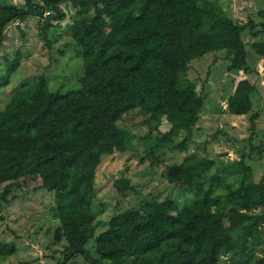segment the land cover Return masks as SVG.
<instances>
[{
    "label": "trees",
    "instance_id": "trees-1",
    "mask_svg": "<svg viewBox=\"0 0 264 264\" xmlns=\"http://www.w3.org/2000/svg\"><path fill=\"white\" fill-rule=\"evenodd\" d=\"M62 2L77 10L72 37L84 58L80 87L52 91L41 76L0 110V186L39 181L54 192L62 224L56 241L67 242L56 264L78 255L90 264H219L225 256L228 264H264V256L251 249L264 244V179L250 181L246 155L230 164L237 168L233 182L216 160L188 153L166 175L182 201L171 195L147 201L113 216L103 231L94 208L103 156L129 149L123 116L134 110L151 115L160 144L189 152L205 98L196 85H184L182 76L192 61L220 50L228 53L231 71L251 74L243 34L251 28L258 36L254 21L237 23L212 0H26L24 8L0 3V47L17 19L50 12L48 21L62 20ZM252 46L264 56L263 42ZM19 64L8 60L0 89ZM256 91L249 79L240 81L229 99L230 114H250ZM258 118L251 115V141ZM164 121L171 125L166 131ZM253 150L264 153L261 147ZM152 157L161 162L160 155ZM115 185L132 188L126 178ZM90 241L97 256L88 249ZM17 249L14 240L0 241L1 256Z\"/></svg>",
    "mask_w": 264,
    "mask_h": 264
},
{
    "label": "rangeland",
    "instance_id": "rangeland-1",
    "mask_svg": "<svg viewBox=\"0 0 264 264\" xmlns=\"http://www.w3.org/2000/svg\"><path fill=\"white\" fill-rule=\"evenodd\" d=\"M212 1L222 4L237 23L245 25L254 21V31L260 32L258 36L253 35L251 28L243 34L252 72L231 71L228 53L223 50L210 52L191 62L182 81L184 85H196L198 93L205 98V105L189 141V152L160 144L153 136L157 121L152 120L151 115L134 110L123 116L120 125L130 131L129 149L103 156L96 172L99 192L94 208L99 231L106 229L113 216L126 209H139L147 201L165 200L168 195L182 201L183 194L174 190L166 175L168 168L184 161L188 153L216 160L233 182L237 168L230 164L246 155V162L252 168L250 181L264 179V153L259 155L258 150H253V146L264 149V56L252 46L255 41L264 43V0ZM0 3L26 7V0H0ZM60 7L66 14L62 20L48 21L52 13L46 12L44 16L17 19L7 26L0 47V73L8 60H19L20 64L12 74L10 84L0 89V110L6 107L15 92L38 81L41 76H45L52 91L66 92L80 87L84 58L72 37L77 10L67 2H62ZM245 79L257 87L252 94L253 110L248 115L235 116L229 112V99L239 82ZM255 113L259 118L251 141V115ZM170 127L167 121L161 126L164 131ZM152 155H160L161 162L153 163ZM122 178L129 179L132 188L119 189L115 183ZM40 184L39 181H13L0 186V241L14 240L18 246L14 255H0V264H56L64 258L67 242L56 241L57 230L62 224L56 217L55 194L41 188ZM6 190L9 192L4 198ZM88 249L97 256L95 241L89 242ZM251 249L264 256V244L261 247L253 245ZM228 261L229 256H225L219 264H228ZM68 264L90 263L78 255Z\"/></svg>",
    "mask_w": 264,
    "mask_h": 264
}]
</instances>
